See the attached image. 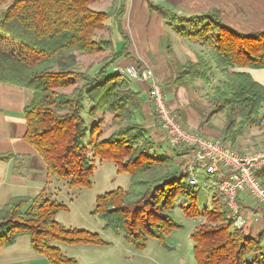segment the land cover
Returning a JSON list of instances; mask_svg holds the SVG:
<instances>
[{
	"label": "trees",
	"instance_id": "16d2710c",
	"mask_svg": "<svg viewBox=\"0 0 264 264\" xmlns=\"http://www.w3.org/2000/svg\"><path fill=\"white\" fill-rule=\"evenodd\" d=\"M99 0H0V82L25 88L31 98L23 107V138L42 158L47 173L62 178L69 186L88 187L93 172L86 147L100 159L115 164L116 172L129 175L126 188L96 195L91 210L104 228L123 235L143 248L149 237L162 239L180 227L172 211L176 200L185 214L199 215L197 188L186 181L187 173L174 166V156L158 152L142 123L135 122L142 99L131 79L111 64L130 56L129 38L113 50L110 39L95 37L105 28L114 10H96ZM168 24L177 23L179 35L199 42L204 52L194 60L174 66V83L210 85L211 93L201 123L221 114L220 138L230 145L248 128L264 129V87L248 73L231 69L264 67V30L240 33L226 24L220 10L212 8L189 16L153 5ZM111 55L90 73L81 67L78 53ZM130 59H133L130 56ZM139 68V67H138ZM213 68L223 79L215 85ZM86 99L89 103L83 102ZM93 119L89 125L83 117ZM109 113L115 126L101 137L103 116ZM10 152L0 153V161ZM264 187V167L257 173ZM45 188L34 196H14L0 208V250L27 236L31 248L50 264H77L54 243L103 245L95 231L66 227L56 218L66 204L46 195ZM223 199L213 194L204 211L205 220L191 232L196 264H264L263 232L251 236L247 227H236Z\"/></svg>",
	"mask_w": 264,
	"mask_h": 264
},
{
	"label": "crops",
	"instance_id": "0c3cea01",
	"mask_svg": "<svg viewBox=\"0 0 264 264\" xmlns=\"http://www.w3.org/2000/svg\"><path fill=\"white\" fill-rule=\"evenodd\" d=\"M128 1L99 0L93 4L100 6V9L96 10L104 11L102 9L103 6L111 8L109 10H114L113 15L108 18V24H106L109 27L108 31L112 32V36H114L113 39L110 38L114 50L121 49L123 44L126 43L124 38V35H126L124 29L125 19L126 22H129L130 19L131 23L133 21L134 24L139 25V29L143 27V31H148L147 40H144L143 44L138 45L140 50L136 48L138 55H130L133 59H130V56L122 57L121 60L119 59V63L117 62V68L120 70L123 66L121 64L128 62V60H133L132 62L139 67L142 63H148L154 70L157 79L163 82L164 92L172 97L168 95V99L166 100L170 110L179 114L185 127L195 130L201 129L202 131L203 129L198 124L193 123L191 117L186 118L181 113L183 112L182 109L178 108V102L173 98L180 93V88H182L181 85L174 83L173 72L175 71L174 66L177 63L194 60L198 54L205 53L204 47L199 42L191 41L187 37L179 35L175 25L166 23L156 10L152 12L148 10L149 2L185 16L217 8L220 10L221 17L226 24L237 32L250 33L264 30V0H130L131 7L127 8ZM140 2L143 5L142 10L134 9L133 3L137 6ZM125 8H127L126 11H124ZM170 30H172V35L169 33ZM114 32L119 35V39L116 41L117 37ZM187 43L190 44L187 45ZM128 46L129 52H133L130 45ZM230 71L246 72L264 87V67H241L231 69ZM212 75L214 77L212 85L218 84L223 79V76L216 68H213ZM132 82L135 83L133 89L139 93L142 99V108L136 115L135 122L142 123L147 127L149 135L155 142L158 151L173 154V147H170L164 138L157 121L158 119L152 111L147 85L140 80ZM207 87L204 84V94L209 93V88L207 90ZM30 98L31 93L27 92V89L0 82V153L10 152L12 154L8 160L0 161V208L11 197L26 194L34 196L42 188H46V192H48V188L51 187V183L53 182L50 178L51 175L47 173L46 166L40 155L23 138L25 120L22 110L28 104ZM220 132L219 129L215 130L204 126V135L211 138H219ZM246 134L250 138L245 139ZM259 143L260 145L264 143V129L258 131L249 128L233 147L235 149L240 147L239 149L242 148L247 152L250 149L253 150ZM179 159L181 158L178 157ZM55 188L57 189V187ZM241 203L245 207L250 204L246 198L242 199ZM259 229L254 224L251 227L253 233L259 231ZM24 237L20 236L13 245L1 248L0 264H50L44 255L36 253L31 248L29 239Z\"/></svg>",
	"mask_w": 264,
	"mask_h": 264
},
{
	"label": "rangeland",
	"instance_id": "374dc122",
	"mask_svg": "<svg viewBox=\"0 0 264 264\" xmlns=\"http://www.w3.org/2000/svg\"><path fill=\"white\" fill-rule=\"evenodd\" d=\"M130 4L131 1L129 0L127 8H129V6L131 7ZM92 6L94 9H98V8L100 9L99 5H92ZM127 8H125L124 11H126ZM133 8L137 10H142L143 5H141V2L137 6L135 5V3H133ZM102 9L104 11H108L111 8H106L103 6ZM145 9L147 8L145 7ZM0 10H4V7H0ZM148 10H151V12L155 11V9L153 8L151 9V7H148ZM106 24H108V18L105 21V25ZM124 24H125L124 26L125 33L130 38V48L133 49L131 55L137 56L138 54L136 52V48L139 49L138 45L143 44L144 43L143 41L147 40L148 31L146 32L143 31L142 30L143 27L139 29L140 28L139 25L134 24L133 21L131 23L130 19L129 22L128 21L126 22L125 19ZM172 24L178 25L177 23H172ZM108 28L109 27L106 25L105 28L102 29L103 31L102 30L97 31L95 37L99 39H110V38L113 39L114 37L112 36L113 33L109 32ZM169 33L172 35V30H170ZM114 34L117 37V39H115L116 41L119 39V35L116 32H114ZM188 44L190 43H187V45ZM77 55H78L77 58H79L81 61V66H82L81 68L84 70H88V72L90 73H93L104 62L105 58L111 55V53L110 50H105L98 54H93V55L83 54V53H78ZM132 61L128 60V62H124L123 64H121V66L122 65L126 66L129 63H134ZM145 65H148L150 68H152L148 63L141 64V66H145ZM123 66L121 68H123ZM136 66L138 65L136 64ZM141 66L138 67L141 69ZM110 70H118V72L124 74L117 68V62L111 64ZM131 80L135 81L137 79H131ZM142 82L147 85L149 99L151 102L149 83L144 81ZM159 82L162 86V95L164 102L167 104L166 100L168 99L169 94L164 92L163 90L164 85H162L163 82H161V80ZM131 86L134 88L135 83L132 82ZM207 86H208L207 90L209 88L208 91L209 93H211L210 86L209 85ZM27 92L30 93L29 90H27ZM209 93L204 94V83L201 82L200 80L194 82L193 84L184 85L182 86V88H180V93L176 95V97H173L174 100L178 102V108L182 109L183 112L181 113L184 114L186 118L191 117L193 123L198 124V126L203 130L201 131V129L195 130L185 127L184 122L179 117V114L172 111L182 127L202 135L205 134L204 126L211 127L212 129L215 130L219 129L220 131V128L223 123V118L221 114L210 119L206 123H201V118L204 116L207 106H209L206 99V95ZM83 102L86 105L85 109H87V105L89 102L86 99H83ZM152 111H153V105H152ZM83 117L86 119L89 125L93 122V119L87 116L86 110H84L83 112ZM98 117L102 118V123L100 126V131H101L100 136L105 137L110 135L115 127L112 122L113 119L111 117V114L106 113L103 116L98 115ZM253 129L258 130L256 128ZM258 131H262V130H258ZM163 136L167 140L170 147H173L172 149L173 154L170 155L174 156L173 159L175 163L174 166L182 167L184 171H186L185 172L187 173L186 181L188 182V184H190L189 179H191L192 177L196 179V183L190 185L196 186L197 188L196 207L199 210L200 214L197 216H189L185 214V212L182 210L180 205L185 204L186 201L182 197L177 198L176 205L172 211V215L175 221L180 224V227L173 228L161 240L155 237H149L143 248L135 247L134 244L127 242L124 239L123 235L117 234L111 229L104 228L103 222L98 217L93 216L90 213L93 207L95 206L94 202L96 195L116 188H126L129 183V175L125 172L117 173L115 164L112 161L100 159L98 156L93 155V152L89 149V147H86V152L88 156L92 159V163H93L91 185L88 187L69 186L64 179L51 175L50 178L53 181L51 183L52 185L51 187L48 188V192H46L47 191L46 188L44 191L46 192L47 196L56 198L66 204L67 209L57 213L56 216L54 217L56 218V220H58L67 228L71 227V228H79L80 230L85 229V230L95 231L106 242V244L103 245H93V244H83V243L67 244L59 241L54 243L61 249L63 253H65V255L69 257H74L77 261V264H196L192 252L193 241L192 239H190L191 232L193 231L195 226H197L198 224L202 223L205 220L204 212L202 211H204V209L210 205V200L212 198V195L217 194L222 198L221 196L222 192L219 188V182H218V179L220 181L221 178L219 176H215L212 174L208 175L206 169L203 168L200 165V163L190 162L193 157L192 148H186L183 145H172L165 137L164 133ZM204 136L211 138L207 135ZM246 138H250L249 135L246 134L245 139ZM263 146L264 143L263 144L261 143V145L259 143L257 147L255 146V148L253 147L254 148L253 150L250 149L247 152H245V150H243L242 148L239 149L240 147L238 148L236 147L237 148L236 150L240 154L247 155V154H251L255 149H258ZM158 152L163 154H169L168 152L164 153L163 151H158ZM178 157H180L181 159L178 160ZM263 167L264 165L259 169H257L255 174L256 179H258L257 173L260 170H262ZM55 187H57V189ZM238 196H239L238 213L239 216L242 219L243 218L244 219L241 225L237 226L234 224V222L233 225L236 227L246 226L250 235L254 237L258 236L260 230L264 234V217H263L264 205L262 203H258V201H256V199L252 195H250L246 190H242ZM244 198L249 200L250 202L249 206L245 207L243 206V203H241V200ZM261 214H262V219L256 221L255 216ZM253 224L257 228H260L259 231L253 233V231L251 230ZM24 238H28V237L25 236ZM257 257L260 260L261 258L264 259V236L261 244V251L260 253L257 254Z\"/></svg>",
	"mask_w": 264,
	"mask_h": 264
},
{
	"label": "built area",
	"instance_id": "2783aa9c",
	"mask_svg": "<svg viewBox=\"0 0 264 264\" xmlns=\"http://www.w3.org/2000/svg\"><path fill=\"white\" fill-rule=\"evenodd\" d=\"M120 71L130 79L149 83L153 111L168 141L172 145L192 148L193 157L190 162L200 163L208 175L221 178L220 181L218 179L221 196L235 225H241L244 219L238 213V195L242 190H246L258 203L264 205V188L255 176L257 169L264 165V146L251 154L243 155L220 137L208 138L182 127L164 102L162 86L152 68L145 65L140 69L136 64L129 63ZM189 182L195 184L196 179L192 177ZM259 219H262V214L255 216L256 221Z\"/></svg>",
	"mask_w": 264,
	"mask_h": 264
}]
</instances>
